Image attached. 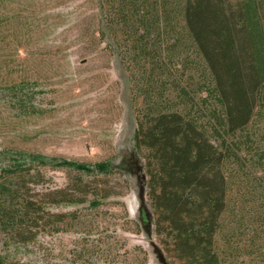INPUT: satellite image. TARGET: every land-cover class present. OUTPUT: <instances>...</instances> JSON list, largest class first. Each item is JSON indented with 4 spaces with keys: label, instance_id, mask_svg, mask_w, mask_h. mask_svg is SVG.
I'll return each instance as SVG.
<instances>
[{
    "label": "trees",
    "instance_id": "1",
    "mask_svg": "<svg viewBox=\"0 0 264 264\" xmlns=\"http://www.w3.org/2000/svg\"><path fill=\"white\" fill-rule=\"evenodd\" d=\"M92 4V52L109 38L105 49L117 50L129 75L134 153L161 252L171 264H264V0ZM26 82L7 87L21 90ZM18 103L23 112L35 109ZM0 160H8L0 169L6 249L9 241L33 243L42 231L60 233L68 221L51 208L84 205L92 194L99 206L113 195L110 181L83 175L125 173L120 163L18 149L1 151ZM48 165L79 175L41 198L32 185ZM0 264L11 263L0 253Z\"/></svg>",
    "mask_w": 264,
    "mask_h": 264
},
{
    "label": "rangeland",
    "instance_id": "2",
    "mask_svg": "<svg viewBox=\"0 0 264 264\" xmlns=\"http://www.w3.org/2000/svg\"><path fill=\"white\" fill-rule=\"evenodd\" d=\"M92 12V0H0V152L18 149L90 165L120 163L125 169L108 177L83 175L110 181L113 195L99 206L92 194L84 205L51 208L68 221L60 233L42 231L28 245L9 241L8 249V236L0 233V253L11 264H163L157 251L171 264L153 232L147 178L134 153L129 75L117 50L105 49L109 38L92 52ZM25 80L21 90L7 87ZM21 99L35 109L23 112ZM7 164L0 160V169ZM39 168L42 177L32 188L41 198L79 175L71 168Z\"/></svg>",
    "mask_w": 264,
    "mask_h": 264
},
{
    "label": "water",
    "instance_id": "3",
    "mask_svg": "<svg viewBox=\"0 0 264 264\" xmlns=\"http://www.w3.org/2000/svg\"><path fill=\"white\" fill-rule=\"evenodd\" d=\"M143 194H144V190H141V191H140V196H139V197H140V200H141V202H142V206H141L142 208H141V209L144 210V211L146 212V210H145V208H144ZM142 210H141V211H142ZM157 254L159 255V259H160V261H161L163 264H166L165 261H164V259L160 256V253H159L158 251H157Z\"/></svg>",
    "mask_w": 264,
    "mask_h": 264
},
{
    "label": "flooded vegetation",
    "instance_id": "4",
    "mask_svg": "<svg viewBox=\"0 0 264 264\" xmlns=\"http://www.w3.org/2000/svg\"><path fill=\"white\" fill-rule=\"evenodd\" d=\"M141 214H142V218L145 221L147 219V213L144 210H142Z\"/></svg>",
    "mask_w": 264,
    "mask_h": 264
}]
</instances>
